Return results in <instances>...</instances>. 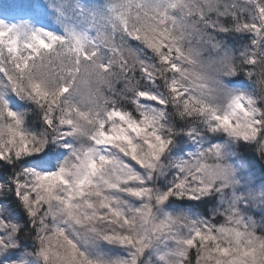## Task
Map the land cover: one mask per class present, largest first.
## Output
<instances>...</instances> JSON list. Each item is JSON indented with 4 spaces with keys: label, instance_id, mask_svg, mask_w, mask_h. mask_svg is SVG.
I'll return each mask as SVG.
<instances>
[{
    "label": "clouds",
    "instance_id": "1",
    "mask_svg": "<svg viewBox=\"0 0 264 264\" xmlns=\"http://www.w3.org/2000/svg\"><path fill=\"white\" fill-rule=\"evenodd\" d=\"M0 20L22 26L0 34V264H55L57 228L130 259L69 218L81 188V217L107 201L151 238L136 264H264V0H0ZM34 32L59 39L35 54Z\"/></svg>",
    "mask_w": 264,
    "mask_h": 264
},
{
    "label": "snow or ice",
    "instance_id": "2",
    "mask_svg": "<svg viewBox=\"0 0 264 264\" xmlns=\"http://www.w3.org/2000/svg\"><path fill=\"white\" fill-rule=\"evenodd\" d=\"M22 30L21 25H6L4 21L0 20V34H12L19 32ZM49 39L45 40L40 33L34 32L33 37L35 38L38 47L34 48L35 54H39L41 48L43 49H51L53 44L57 39H59L54 34H48ZM10 47L9 51L13 52L16 55H19L18 46L15 40H11L8 42ZM28 48H33L32 44L27 45ZM86 55V54H85ZM167 59V57L165 58ZM36 91H39V85L36 86ZM62 91H67V87H65ZM47 95V93H45ZM35 179L37 183L33 185L32 190L28 194H21L22 199L25 203V206L28 207L29 214L35 217L40 209V205L48 198L51 197L53 193V188L45 186V180L48 178L41 175L36 174ZM55 179L63 180V176L59 174H55ZM52 181H50L51 183ZM43 190V191H42ZM118 190V189H117ZM46 193L47 195H45ZM33 194H35V200L32 199ZM87 192L83 188L76 190L74 189L72 192L68 194V197L65 199V212H67L70 219L75 221L78 224L87 220H104L106 223L113 224L116 226L117 230H110L106 232H98L95 228L91 229L93 236L98 238L100 241H103V245L105 248H108L112 245H117L119 248H126L131 250L130 259L124 257H115V256H107L103 250L97 251L94 255H89L87 252L82 251L80 245L77 241L70 239L66 232L63 229L57 228L51 235H48L43 238V247L41 248V254L48 260L49 257L55 254L54 245L60 244L64 249V253L62 255L56 254L58 259H56L55 264H136L137 258L144 253V251L151 246V238L147 236H140L134 234L132 231H125L124 228H130L132 221L129 217L123 213L122 210L116 208L109 202L106 203L107 211L101 215L99 213L94 214H85L84 217H81L76 209L79 205L74 204V200L76 198H80L86 195ZM129 194L136 196L137 198H141L144 195V192L131 188L129 189ZM167 197H161V199H166ZM89 206H91V202H86ZM30 204L35 205L34 207H29ZM6 225L0 224V229L5 228ZM15 227V226H13ZM167 225L166 223H161L157 225L154 231L162 233L165 231ZM200 233H197V236H200ZM207 239V237H204ZM182 243L191 246L196 244V239H189L186 241H182ZM221 252L226 253L228 250L220 249ZM182 254V253H181Z\"/></svg>",
    "mask_w": 264,
    "mask_h": 264
}]
</instances>
